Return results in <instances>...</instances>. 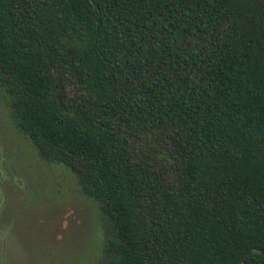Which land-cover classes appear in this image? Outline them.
<instances>
[{
  "label": "trees",
  "instance_id": "obj_1",
  "mask_svg": "<svg viewBox=\"0 0 264 264\" xmlns=\"http://www.w3.org/2000/svg\"><path fill=\"white\" fill-rule=\"evenodd\" d=\"M0 95L101 264H264V0H0Z\"/></svg>",
  "mask_w": 264,
  "mask_h": 264
},
{
  "label": "rangeland",
  "instance_id": "obj_2",
  "mask_svg": "<svg viewBox=\"0 0 264 264\" xmlns=\"http://www.w3.org/2000/svg\"><path fill=\"white\" fill-rule=\"evenodd\" d=\"M111 234L98 202L37 154L0 95V264H101Z\"/></svg>",
  "mask_w": 264,
  "mask_h": 264
}]
</instances>
